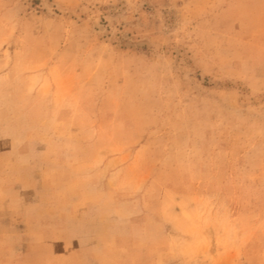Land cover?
Returning <instances> with one entry per match:
<instances>
[{"label": "rangeland", "instance_id": "1", "mask_svg": "<svg viewBox=\"0 0 264 264\" xmlns=\"http://www.w3.org/2000/svg\"><path fill=\"white\" fill-rule=\"evenodd\" d=\"M0 264H264V0H0Z\"/></svg>", "mask_w": 264, "mask_h": 264}]
</instances>
